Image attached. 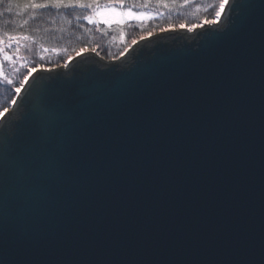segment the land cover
Here are the masks:
<instances>
[{
  "label": "water",
  "instance_id": "obj_1",
  "mask_svg": "<svg viewBox=\"0 0 264 264\" xmlns=\"http://www.w3.org/2000/svg\"><path fill=\"white\" fill-rule=\"evenodd\" d=\"M261 5L36 67L0 116V264H262Z\"/></svg>",
  "mask_w": 264,
  "mask_h": 264
},
{
  "label": "trees",
  "instance_id": "obj_2",
  "mask_svg": "<svg viewBox=\"0 0 264 264\" xmlns=\"http://www.w3.org/2000/svg\"><path fill=\"white\" fill-rule=\"evenodd\" d=\"M220 0H125V5L136 11L151 14V19L122 21L121 23L89 24L82 17L87 14L84 9L37 10V19L30 21L27 28L14 27L6 22L15 19L17 24L24 18L11 16L5 12L0 17L3 28L8 35L32 37L29 39L30 52L28 62L20 64L9 71V75L0 76V112L10 107L16 96L15 89L21 87L24 77L31 68L37 66H53L66 62L69 57L82 49H96L106 58L119 56L133 40L169 27L180 25H201L207 20H215L214 13ZM111 0H99L100 5L110 4ZM7 6V0L0 2V11ZM27 7L24 4L14 5L13 12ZM81 19H77V17ZM83 25V26H81ZM39 28V32L31 29ZM87 29V30H86ZM27 53V50H26ZM11 81V83H9Z\"/></svg>",
  "mask_w": 264,
  "mask_h": 264
},
{
  "label": "snow or ice",
  "instance_id": "obj_3",
  "mask_svg": "<svg viewBox=\"0 0 264 264\" xmlns=\"http://www.w3.org/2000/svg\"><path fill=\"white\" fill-rule=\"evenodd\" d=\"M0 2H2V0H0ZM158 2L164 3L166 2V0H158ZM111 3L115 4L116 7L106 6L105 9L102 11L97 6L99 4V0H7V6L4 10L0 11V17H3L5 12L11 16L24 17L19 22V24H17L15 19L9 20L6 22L7 24H11L14 27H22V28H27L30 24V21L37 19V10H40V9H55L57 12H60L61 10L84 9L87 12V14H85L82 17V19L84 21H87L89 24H99V23L108 24V23H113V22L121 23L122 21L126 22L128 19H136V20L143 21L145 19L152 18L151 14L147 12H134L131 8H127V9H124L123 11L118 12V6L123 5L125 3V0H111ZM19 4H24L27 7L21 10H18L16 12H13V6L19 5ZM228 4H229V0H220L219 7L214 13L215 20H207L206 23L211 26L214 23L219 22L221 14L225 11V6ZM246 7L247 5L240 4V3H234L231 5L230 11L231 9L243 10ZM261 7L264 8V5H261ZM105 12L112 13L114 16L118 14L119 19H111L110 17L105 16ZM77 19L79 20L81 19V17L78 16ZM3 26H4L3 23H0V29H2ZM195 27L196 25H193V28ZM31 31L39 32V28L31 29ZM189 31H192V28H190ZM224 31L212 30L211 34L212 36L218 37V36H222L224 34ZM4 35L5 34L2 31H0V54H4L7 57V53H5V50L3 47ZM148 35L151 36V33H149ZM7 39L9 41L8 46L11 47L13 41L19 44L20 40H29V39H32V37L28 35H24V36L8 35ZM132 43L135 44L137 43V41L133 40ZM17 50L19 49L17 48ZM85 50L86 49H82L81 51H85ZM93 51H95V49H93ZM123 54L124 53H121V55ZM69 59H71V57H69ZM34 71H36V69H29L28 75L24 77V81H27L29 77L32 76V73ZM0 75H3L2 71H0ZM9 83H11V81H9ZM15 91L17 94H19L21 89L17 87ZM14 103H15V98H13V104ZM41 111L45 119L51 126L53 132H55L57 127L62 122H66L70 118L69 115L63 109H60V108L49 107L47 105L42 104ZM4 112H7V109H5ZM4 112H0V116H3ZM260 242H261L262 248H264V231H262ZM262 264H264V262H262Z\"/></svg>",
  "mask_w": 264,
  "mask_h": 264
},
{
  "label": "rangeland",
  "instance_id": "obj_4",
  "mask_svg": "<svg viewBox=\"0 0 264 264\" xmlns=\"http://www.w3.org/2000/svg\"><path fill=\"white\" fill-rule=\"evenodd\" d=\"M106 6L107 7H116V5L113 3L100 5L98 7L103 11ZM127 8L128 7H126L125 5H120V6H118V12L123 11L124 9H127ZM133 11L134 12H142V11H136V10H133ZM105 16H108L111 19H119L118 14L114 16L112 13H109V12H105ZM132 20H136V19H128L127 21H132ZM171 28H175V27H171ZM150 33H155V32H150ZM8 45H9L8 39L4 38L3 47L5 50V53H7V57L4 54H0V71H2V73H3V75H0V76H2V77L7 76V74L9 75V71H11L12 68H16L20 64H24V63L28 62L29 56L31 57V52H30V45L31 44L28 40H20L19 44H17L15 41H13L11 47H9ZM17 48L19 50H17ZM26 50H27V53H26ZM79 52H81V50ZM78 53H76V54H78ZM76 54H74V55H76ZM74 55H72V56H74ZM8 57H10V58H8ZM31 69H33V68H31Z\"/></svg>",
  "mask_w": 264,
  "mask_h": 264
},
{
  "label": "bare ground",
  "instance_id": "obj_5",
  "mask_svg": "<svg viewBox=\"0 0 264 264\" xmlns=\"http://www.w3.org/2000/svg\"><path fill=\"white\" fill-rule=\"evenodd\" d=\"M122 56V58H125V57H127V53H124L123 55H121Z\"/></svg>",
  "mask_w": 264,
  "mask_h": 264
}]
</instances>
